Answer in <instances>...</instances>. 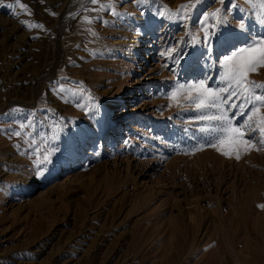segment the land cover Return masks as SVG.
<instances>
[{
    "label": "rangeland",
    "instance_id": "1",
    "mask_svg": "<svg viewBox=\"0 0 264 264\" xmlns=\"http://www.w3.org/2000/svg\"><path fill=\"white\" fill-rule=\"evenodd\" d=\"M0 264H264V0H0Z\"/></svg>",
    "mask_w": 264,
    "mask_h": 264
},
{
    "label": "bare ground",
    "instance_id": "2",
    "mask_svg": "<svg viewBox=\"0 0 264 264\" xmlns=\"http://www.w3.org/2000/svg\"><path fill=\"white\" fill-rule=\"evenodd\" d=\"M138 43V42H137ZM137 43H136V45H137ZM137 47H138V45H137Z\"/></svg>",
    "mask_w": 264,
    "mask_h": 264
}]
</instances>
